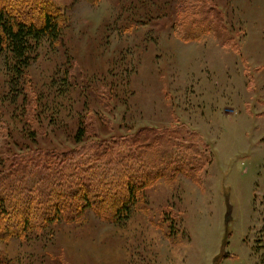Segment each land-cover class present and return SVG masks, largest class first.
<instances>
[{"label":"rangeland","instance_id":"rangeland-1","mask_svg":"<svg viewBox=\"0 0 264 264\" xmlns=\"http://www.w3.org/2000/svg\"><path fill=\"white\" fill-rule=\"evenodd\" d=\"M44 1L62 34L17 86L0 53V186L135 205L0 238V264H264V0Z\"/></svg>","mask_w":264,"mask_h":264},{"label":"trees","instance_id":"trees-1","mask_svg":"<svg viewBox=\"0 0 264 264\" xmlns=\"http://www.w3.org/2000/svg\"><path fill=\"white\" fill-rule=\"evenodd\" d=\"M28 16L33 20L28 21L26 19ZM63 16L58 7L44 0H0V53L4 52L7 62L11 63L14 76L10 80H14L16 86L29 66L30 54L35 47L43 40L52 44L60 38L62 34L60 23ZM84 134V130L78 131V143L85 142ZM103 146L105 144L101 140L93 142L90 154L84 158V161L95 159L97 156H108L109 153ZM77 159L81 160L83 157ZM186 164H181V168L177 171L188 173L185 169ZM95 168L99 170L98 165ZM135 183L136 179H134ZM31 185L35 192L26 198L27 202L20 199L16 192L0 186V219L1 214L9 217V220L5 219L2 222L0 220V228L9 226L6 233L0 234V238L22 237L29 227L41 229L47 223L58 219L73 221L79 215L80 209L88 207L92 208L102 220L121 223L129 218L130 211L135 205L134 189L136 188L132 186H129L126 195L116 196L113 192L115 194L113 196V193L107 189H97L96 186L83 182L80 191L77 189L71 197L66 198L63 190L61 194L53 195L51 194L53 192L46 195L37 194L43 190L37 178L31 182ZM7 202L13 208L6 207Z\"/></svg>","mask_w":264,"mask_h":264},{"label":"bare ground","instance_id":"bare-ground-1","mask_svg":"<svg viewBox=\"0 0 264 264\" xmlns=\"http://www.w3.org/2000/svg\"><path fill=\"white\" fill-rule=\"evenodd\" d=\"M45 227V226H44ZM6 235V234H5Z\"/></svg>","mask_w":264,"mask_h":264}]
</instances>
